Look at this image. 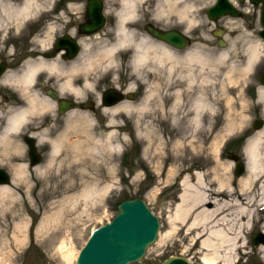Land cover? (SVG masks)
<instances>
[{
  "label": "rangeland",
  "instance_id": "rangeland-1",
  "mask_svg": "<svg viewBox=\"0 0 264 264\" xmlns=\"http://www.w3.org/2000/svg\"><path fill=\"white\" fill-rule=\"evenodd\" d=\"M85 1L53 0L51 15L45 14L37 24L23 25L5 36L0 34V39L7 38L5 42L3 38L0 41V61L10 64L40 55L42 51L34 36L48 38L46 46H51L55 38L67 34L74 24L84 22ZM102 1L106 24L96 32L100 40L113 37V12L118 9L116 0ZM191 1L194 6L189 13L196 19L193 23H188L173 9L166 16L156 17L153 10L157 1L148 0L141 6L133 27L143 35H147L145 25L148 23L187 30L190 44L186 48L175 49L164 44L179 57L190 49H201L209 59L203 69L198 64L164 61L135 73L128 64L130 53L122 52L116 66H105L103 62L89 72L93 87L84 89L79 100L88 98L95 104L103 90L122 87L126 94H132V98L124 100L137 107L145 105L142 109L116 112L112 125L109 124L112 114L100 110L98 104L93 109L81 110V118L69 113L64 120L53 121L50 135L45 133L36 147L43 151L37 164L42 172L34 168L37 165L29 164L27 146L22 141L26 123L20 131L11 133L9 143L0 145V167L12 176L16 166L24 164L29 184L23 180L6 184L16 191L18 201L8 205L9 208L0 201V258L3 256L0 264H75L74 256L91 232L116 215L119 202L134 197L142 198L157 216L159 230L142 259L130 264H156L169 256H182L189 259L190 264H202L205 250L199 239L195 241L196 231L188 233V227L205 204L193 207L188 220L178 223V232L172 237L169 216L179 202L182 181L187 177L191 183L195 182L192 173L201 172L208 184L217 182L216 176L236 184L245 173L236 176L234 169L237 163H244L242 149L254 133V121L264 122V101L258 97L261 85L255 78L257 71L264 70V51L257 33L261 26L256 5L247 0L242 10L239 1L232 0L242 15L225 16L212 22L207 19L205 10L215 0ZM55 11L60 12L61 19L52 17L57 15ZM54 20L61 24L50 36L44 37L43 25ZM217 29L224 30L225 46L217 44L218 38L213 35ZM97 42L92 43V48ZM253 42L260 52L258 63L249 72L240 74L245 49ZM223 51L228 56L219 60ZM189 69L195 77L191 85L183 80ZM204 76L209 83L200 82ZM82 77L80 72L76 79L78 85L82 84ZM46 84L43 82L35 89L39 92V87L43 90ZM0 88L7 91L4 83ZM200 92H204L205 111L202 121L196 125L190 106ZM49 113L50 110H46L30 118L39 121ZM111 131L114 133L109 135ZM55 140L62 144L57 153H52L50 144ZM216 142L219 143L217 150ZM117 143L120 150L111 147ZM106 185L110 186L106 192H93ZM214 187L215 184L210 186ZM45 220H48L46 227L42 225ZM17 225H25L22 231L26 238L21 244L13 238ZM259 231L256 228L247 235L246 252L240 253L233 264H264L256 254L257 245L252 243ZM60 246L68 249L73 258L65 260Z\"/></svg>",
  "mask_w": 264,
  "mask_h": 264
},
{
  "label": "bare ground",
  "instance_id": "bare-ground-1",
  "mask_svg": "<svg viewBox=\"0 0 264 264\" xmlns=\"http://www.w3.org/2000/svg\"><path fill=\"white\" fill-rule=\"evenodd\" d=\"M52 1L0 0V34L5 36L11 30L18 29L23 25L37 24L45 14L51 15L50 3ZM116 1L118 9L113 12L115 25L112 29L113 37L111 39L104 38L100 40L96 32L95 35L94 33L93 35L89 34L92 36L79 34L78 26L70 29L67 34L74 38L77 35L80 36L78 40L76 39L80 49H78V55L77 52L72 53L74 54L72 58L67 55L69 59L67 60L62 56L64 50L56 51L53 56L48 57L47 52L51 47L50 45H48L50 47L46 46L45 42L48 38H40L35 35V43H38L39 50L42 51L40 55L22 60L17 70L8 69L0 77V83H4V85L17 91L25 100V105L22 108L10 110L2 116L3 124L0 127V145L9 143L11 133L20 131L25 123L31 119L32 115L42 113L46 111L44 109H50L54 106L51 99L42 96L37 92V88L35 89L38 85L36 84L37 78L40 76H43L46 82H53L59 93L71 92L77 99H81L83 90L93 87L89 72L103 62L105 66H116L119 55L125 51L130 53L128 64H130L132 71L135 73H140L143 67H147L152 63H163L164 61H169L171 64H177L181 61L185 65L190 66L198 64L199 68L203 69L205 62L209 59L201 49H190L184 56L179 57L164 43L153 39L148 34H139L137 29L133 27L137 22L136 17L139 15L141 6L146 5L148 0ZM156 1L155 9L153 10L156 17L166 16L168 11L173 9L180 17H184L188 23L196 21L189 13L194 6L191 0ZM230 1L235 6L236 2ZM59 13L52 17L59 19L62 16ZM60 24L61 22L58 20L45 23L42 27L43 36H50ZM183 31L187 32V30ZM2 38L3 42L7 40L6 37ZM2 38L0 41H2ZM96 40L98 42L92 48V43L96 42ZM261 46L264 51V42L263 44L261 43ZM245 52L246 56L240 69V74L249 72L259 60L260 52L256 42L248 45ZM227 56L228 53L223 51L220 53L219 60H224ZM80 72L83 73L82 84L78 85L76 79H78L77 75ZM183 80L187 81L188 85L195 82L191 69H189ZM200 82L209 83L208 80H205V76L200 79ZM115 88L117 89V87ZM176 92L177 95L175 97L178 98L180 90ZM203 95L204 92H200L190 106L193 112L192 121L196 125L202 121V113L205 111ZM258 97L264 101V86L259 88ZM142 107H137L131 102L124 100L111 106L102 104L101 110L112 114L109 119V124L112 125L115 123L113 114L116 112L123 111L127 113L129 110L142 109ZM70 114L77 115L78 118H81L82 115L78 111H71ZM241 124V122L238 123V126ZM229 129L231 130L232 128L229 127ZM113 133L114 131H111L109 135ZM33 136L40 142L46 134L42 131L33 134ZM61 144L57 140L51 141V152L57 153ZM218 144L216 142L214 145L216 150ZM111 147L119 150L121 148L118 143ZM242 150L245 173L239 177L236 184L232 180L221 178L220 176H216L217 182L208 184L203 174L196 171L192 173L195 182L191 183L187 177L182 181L183 189L179 195V202L176 204L174 213L169 216L172 234L170 235V231H168L166 235L172 237L173 234L178 232V223H185L188 220L190 210L205 203V208L199 209L189 222L188 227L190 230L188 233L196 231L194 238L197 239L194 240L197 241L199 239L201 248L205 250V254L201 257L202 264H233L240 253L246 252L247 235L256 228L260 229L259 232L264 233V122L262 127L255 129L254 133L247 138ZM34 168L38 172H42L39 165ZM11 177V184H16L23 180L29 186L24 164L16 166ZM212 184H215L216 187L210 188ZM109 187V185H106L100 191L94 190L93 192L103 193ZM0 201L5 202L7 208H9L8 205L18 201L16 191L11 185H0ZM47 224L48 220H45L42 225L46 227ZM24 226L22 227L24 228ZM22 227L17 225V230L13 237L18 244H21L26 238ZM203 234H205V237L201 238ZM59 248L65 260L73 258V254L68 249H64L62 246ZM256 254L264 263V242L257 244ZM76 258L77 256L75 255L74 259ZM2 259L3 256L0 260Z\"/></svg>",
  "mask_w": 264,
  "mask_h": 264
},
{
  "label": "water",
  "instance_id": "water-1",
  "mask_svg": "<svg viewBox=\"0 0 264 264\" xmlns=\"http://www.w3.org/2000/svg\"><path fill=\"white\" fill-rule=\"evenodd\" d=\"M245 0H239L244 2ZM252 4H260L259 21L261 29L258 35L264 42V0H248ZM208 20L216 22L222 17L230 16L238 18L242 15L241 10L234 6L230 0H215V2L205 10ZM106 24V17L103 13L102 0H86L84 22L78 25L79 34H93L101 30ZM146 33L155 40L163 42L175 49L186 48L190 44L189 35L180 30H161L149 23L145 25ZM213 35L218 38V46H225L222 39L223 29L213 31ZM79 49V44L73 36L65 34L59 36L55 41V50L71 51L68 54L72 58L74 52ZM54 53L47 56H53ZM4 62L0 65L3 69ZM260 85L264 86V71L260 76ZM127 98H132V94H127ZM54 97V96H53ZM124 100V94L114 88H108L101 93L100 101L104 106H111ZM60 102L59 106H64ZM74 104H67V109L73 108ZM62 109V108H61ZM67 110H60L61 113ZM262 120H255V129L262 127ZM28 146L29 164L35 166L40 162L37 155V148L32 137L25 139ZM245 170L243 162L236 164L234 173L241 175ZM11 182L10 174L0 167V185ZM116 215L105 224L95 228L84 245L80 248L75 264H130L140 261L145 255L147 248L155 241L158 230V218L140 197L123 199L117 205ZM264 242V234L257 232L252 243L257 245ZM156 264H190L189 259L182 256H169Z\"/></svg>",
  "mask_w": 264,
  "mask_h": 264
},
{
  "label": "flooded vegetation",
  "instance_id": "flooded-vegetation-1",
  "mask_svg": "<svg viewBox=\"0 0 264 264\" xmlns=\"http://www.w3.org/2000/svg\"><path fill=\"white\" fill-rule=\"evenodd\" d=\"M245 3H246V1L239 2V4H238L240 8H243L242 10H244V7H245L244 4ZM256 6H257L258 12L260 14L261 5L257 4ZM80 23L74 24V28L77 27ZM157 27L162 29V30H171V29L163 28L161 26H157ZM172 29H174V28H172ZM260 29L261 28H259L258 31ZM174 30L183 31L182 29H174ZM79 38H80V36L77 35V36H75L74 39L78 40ZM217 42H218V39H217ZM79 49H80V47H79ZM54 50H55V45L51 44V47L47 53L52 54V53H54ZM76 52L78 55L79 54L78 50H76ZM69 53H71V51H67V50L64 51L62 53L63 58L69 60L67 58V55ZM3 62H4L3 69L0 71V77H2V75L8 69L17 70L19 68L20 64L22 63V59L16 60L15 62L10 63V64H9V62H7L5 60H1L0 65ZM10 66L13 68H10ZM263 71L264 70L257 71L255 74V78H256V81L258 82V84H260V76H261V73ZM43 82H46V79L43 76H40L37 78L36 84H38V85L43 84ZM1 84L2 83H0V85ZM5 87H6L7 91L5 90V88H0V127L3 124V118H2L3 115H5L10 110H17L19 108H22L25 105V100L17 91H15L12 88H9L6 85H5ZM39 88H40V90L38 92V89H37V92L40 93L42 96H46L49 99H51L54 103V106L50 109H44V110H50V113L48 115H45L39 121H32V119H30L28 122H26L27 125L23 129V136H22V141L25 143L26 146H27V143H26L25 139L32 137L34 139L36 147H37V145L39 144V141L33 136V134H37L39 132L44 131L45 133L50 135L49 131H51L50 130L51 126L54 124L53 121L64 120L65 116L67 114H69L71 111L81 112V110L93 109L95 104L100 105V110L102 109L103 102L100 101L101 96H100V98L98 97V99L95 100V104H94V102L88 98L85 99L84 101L77 99L74 95L71 94V92L59 93V91L54 87L53 82H51V81L47 82V84L44 86L43 90L41 87H39ZM117 89H118L119 93L124 94V98L128 97L127 94L124 92V89H122V87L117 88ZM103 91H105V90H103ZM62 101L64 102L65 105L60 107L59 104ZM69 103L74 104V107L67 109V104H69ZM60 110H67V111L64 113H61ZM37 155L39 156L40 159H42L43 151H41L37 148ZM27 157L29 160L28 146H27Z\"/></svg>",
  "mask_w": 264,
  "mask_h": 264
}]
</instances>
